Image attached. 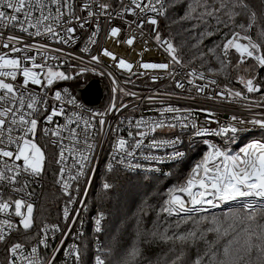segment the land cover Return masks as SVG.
I'll return each mask as SVG.
<instances>
[{
	"label": "built area",
	"instance_id": "1",
	"mask_svg": "<svg viewBox=\"0 0 264 264\" xmlns=\"http://www.w3.org/2000/svg\"><path fill=\"white\" fill-rule=\"evenodd\" d=\"M148 2L149 0H141V3ZM151 2L160 8L155 0H151ZM72 3L74 14L84 17L87 23L84 28H80L79 23L72 25L76 28V32L74 39L68 44L57 43L55 39L47 36L33 37L15 27L0 28V33L3 34L0 36V42H6L7 36L12 35L21 37L25 44L37 45V49L31 52L12 55L21 57L36 55L37 62H46L55 71L63 72L69 77L68 79L55 80L51 86H47L45 81L43 89L38 85L30 84L28 86V93H33L38 99L47 101L48 111H44V106L41 105L37 116L39 123L36 142L44 153L49 152L50 147L53 149L56 171L53 184L61 194L62 201L58 205L59 214L57 217H50V219L59 220L44 221L37 228L36 235L30 237L31 231L28 230L35 223L36 204L41 196V189L47 184L43 171L39 176L22 173L15 185L0 182V202H14L21 199L33 205V224L27 231L20 225L21 217L15 215L14 204L8 212L0 213V221L7 219L13 225L9 229L0 223V228H4L6 233V242H0V264H8L11 257L7 249L14 243H21L24 246L22 255L29 259H31V248L36 247L43 264H47L54 255L53 264H77L75 257L69 254L72 245L78 247L81 257L79 264H83V254H85L89 243L92 252L91 264H95V256L99 255L98 251L100 250V239L95 230L96 220H101V227L103 215L98 210L90 211L87 199L91 188L98 181L100 172L122 171L131 175L168 176L171 173L172 164L183 161L190 150L194 152L197 150L183 183L174 188L177 189L185 185L192 168L201 163L203 157L210 151V145L228 152L229 155H236L240 153L241 148L253 141L264 143L263 138L253 136L260 133L264 137V129L251 123L254 119H264V89L261 88L260 92L248 93L244 83L241 82V79L245 82L247 79H253L254 84L261 87L254 78L238 75L233 78L231 84L222 85L217 77L191 64L174 63L167 51V44L156 40L158 33L162 41L170 42L169 38L162 35L159 29V20L163 15H158L150 10L141 13L139 9H134L135 14H121L124 7L134 8L131 0H72ZM99 3L111 5L107 9V12L111 14L110 17L107 14L88 17L87 11H81L82 5L89 4L91 11L99 13L100 10L97 7ZM163 11L166 12V0H163ZM36 14L38 15V13ZM150 17L157 20L156 25L148 23ZM68 18V16L64 17L65 20ZM112 27L121 30L118 37L113 38L108 35ZM29 31L34 30L30 29ZM60 31L61 35H64L63 29ZM94 31L97 32V35L94 38L96 42L93 44L90 43L89 38ZM130 37L134 38L131 46L125 43ZM241 42L247 43V41ZM41 44L47 46L48 59L46 61L40 55V52L44 51L39 49ZM16 46L22 47V45ZM56 49L61 51H55ZM84 49L86 50L82 51ZM104 49L114 53L117 60L113 61L110 57L103 56ZM8 51V49L0 47V53ZM93 56L99 58V63L92 60ZM121 58L133 65L131 72L117 67L118 60ZM26 63L30 66V62ZM140 63H167L169 68L167 70H145L139 67ZM259 67L261 66L259 65ZM193 70L196 75L189 76V72ZM200 73H203L204 79L198 78ZM95 79L99 80L101 99L96 105H87L80 98L78 90ZM21 80L22 77L18 76L17 81L8 80V82L19 87ZM189 80H192L193 84H189ZM177 81L184 87L177 88ZM210 81H215V83ZM194 85L206 87L203 92H197ZM226 89L231 93L239 91L243 95L236 97ZM57 91L61 93V100L54 99V94ZM69 101H75V103H69ZM113 103L116 105V110L109 111L110 105ZM53 107L63 108L65 114L55 117L54 124H45L44 116L50 113ZM168 107L180 111L165 112L164 109ZM93 113H104L102 118L105 120V124L103 126L99 124L101 116H93ZM208 113L212 115L209 116ZM73 114L83 116L85 120H89L94 125L92 129L88 130L87 136H85L83 121L69 125L70 128L77 129L78 142L69 139L67 129L62 132L60 137L44 135L45 127L52 129L55 124L64 125L67 123L68 117L75 119ZM186 116L188 120L184 119ZM233 117L237 119L233 120ZM139 120L149 122L164 120L165 127L158 128L155 132L150 131L145 125L137 128L135 125ZM193 121L197 127L206 128L208 132L202 136L195 135L196 129L191 127ZM169 123L175 127H168ZM185 124L188 126L185 127ZM232 126L239 129L237 133L216 134L222 127ZM137 132H145L146 135L139 136L136 134ZM120 139L127 141L124 151L118 150L117 145ZM137 141H141L138 148L135 147ZM153 141L157 142L156 146H153ZM161 141H169V143H159ZM89 143L93 145L91 149L87 147ZM61 145L71 151H66L64 162L58 164L56 161ZM11 148L14 151L15 145H12ZM128 151H132L133 155L127 156ZM178 152L183 155L177 156ZM81 156L88 157L82 161L84 164L83 175L72 179L71 177L76 176L80 170L77 160ZM217 162H221V160L218 159ZM17 163L22 164V161ZM109 166H111L110 169ZM61 167L64 168L63 176L60 171ZM65 182L68 184L67 194L63 187ZM178 194L185 201L188 200V197L183 193ZM251 200L253 199L250 198L246 203L256 205L248 203ZM226 203L220 202L216 207L207 204L197 205L195 210H192L193 206L189 203L187 211L177 210L166 213L171 216L194 214L200 211L220 209ZM65 208L69 212L68 218L64 216ZM22 211L26 213V207ZM57 228L59 231L56 230ZM41 239H46V247L40 244ZM56 249L60 250L55 251ZM18 264H27V261L21 259L18 260Z\"/></svg>",
	"mask_w": 264,
	"mask_h": 264
},
{
	"label": "snow or ice",
	"instance_id": "2",
	"mask_svg": "<svg viewBox=\"0 0 264 264\" xmlns=\"http://www.w3.org/2000/svg\"><path fill=\"white\" fill-rule=\"evenodd\" d=\"M155 3L160 5L157 8L151 0L148 3H141V0H131V4L134 8L124 7L122 13L135 14L134 9H139L141 13L146 11H152L158 15H164L163 11V0H155ZM199 4V0H197ZM202 7H207V0H205ZM99 8V13H94L91 11V5L84 4L81 6V11H87V16L92 17L93 15H109L107 9L111 7L110 4L99 3L97 5ZM221 8L228 7L225 0H221ZM240 8L242 11L248 13L249 23L248 25H240L246 31L250 29L256 21L257 13L252 8L249 0H232V9ZM216 12L220 11V8L215 9ZM38 13V15L36 14ZM208 16H212V11H207ZM233 15H239V13L233 12L229 16L231 19ZM65 16L69 18L64 19ZM79 23L80 28H84L87 20L82 16H76L74 14V6L72 0H0V28H18L19 31L28 33L33 37L47 36L49 38L55 39L57 43L68 44L74 39V34L76 28L72 25ZM148 23L152 25L157 24L155 18H149ZM141 26V25H138ZM30 29L34 31H29ZM60 29H63L64 35H61ZM120 29L117 27H112L109 32L110 37H118L120 34ZM3 34L0 33V36ZM97 32H93L92 36L89 38L90 43H95V37ZM264 35V32H262ZM156 40L161 43L167 44V51L171 56L174 63L180 64L181 60L175 54L176 49L171 42H164L161 40L160 35L157 33ZM241 41H247V43H242ZM134 42V38H128L125 43L131 46ZM16 45H22V47H17ZM0 47L8 49V52L0 53V182H7L9 184L15 185L18 177L22 173H27L32 176H39L44 168L45 153L41 147L36 142V134L38 131V114L40 112V106H44V111L47 110V101L38 99L33 93H28V86L38 85L42 89L45 87V81L47 86H51L55 80L68 79L69 77L63 72L55 71L46 62H37L36 55H23L14 56L12 54L16 53H28L37 49L35 44H25L21 37L7 36L6 42H0ZM39 49L44 51L40 52L41 57L46 61L48 59L47 46L39 45ZM230 49H235L239 54L240 60L239 64L245 63V56L248 58H254L261 67H264V55H255V52H260V45L252 41L250 36L241 35L240 33H233L231 37L227 38L223 45V53L227 56ZM86 49L82 50L85 51ZM255 50V51H254ZM55 51H61L56 49ZM102 55L105 57H110L113 61L117 60L114 53L104 49ZM55 59V57H52ZM93 61L99 63V58L97 56L92 57ZM30 62V66L28 63ZM117 67L128 70L131 72L133 65L124 59H119ZM139 67L148 69H163L167 70L169 64L167 63H140ZM46 69V72H45ZM39 70V71H37ZM189 76L196 75L195 71H191ZM19 77H22L20 86L17 87L14 83L8 82L11 80L13 82L17 81ZM199 79H204L203 73L198 76ZM155 79V77H153ZM215 83V81H210ZM244 83L245 88L248 93L260 92L261 87L254 84L253 79H247L246 82L241 79ZM189 84H193L192 80L188 81ZM177 88H183L184 85L177 81ZM197 92H203L206 86H195ZM116 91V89H114ZM234 94L236 97H242V93L237 91ZM223 96L222 93H220ZM246 98V97H245ZM55 100H61V93L59 91L54 94ZM69 103H75V101H69ZM116 110V105L113 103L110 105L109 111ZM165 112H178L179 109H173L168 107L164 109ZM63 108L53 107L46 116H44L45 124H54V118L57 116L64 115ZM75 119L72 117L67 118V123L64 125L55 124V127L49 129L45 127L43 133L45 136L51 135L53 137H60L65 129L69 132V139L73 142H78L79 133L74 127H69V125L74 123H79L83 121L85 125V136H87L88 130L92 129L94 125L89 121L85 120L83 116L73 114ZM100 115L101 119L99 124L103 126L105 120L102 118L104 113H93V116ZM211 116V113H208ZM188 120V117H184ZM236 120V117L232 118ZM243 123V121H241ZM251 123L259 125L261 129H264V119H254ZM141 125H145L150 129V131L155 132L158 128L165 127V121H144L139 120L136 122V127L140 128ZM168 127H175V125L169 123ZM185 127L188 125L185 124ZM191 127L196 129L195 135L202 136L208 132L206 128L197 127V124L193 121L191 122ZM237 127H222L218 135H223L226 133H237ZM139 136H145V132H137ZM132 135V133H129ZM58 143V141H57ZM127 141L120 139L118 141V150L124 151ZM141 141H137L135 147H140ZM159 143H169V141H161ZM157 142L153 141V146H156ZM15 145V150L13 151L11 146ZM87 147L91 149L92 144H87ZM210 151L203 157V161L195 165L189 178L186 180L184 186L174 189L170 192L169 199L165 202L166 207L163 208L164 212L172 213L174 211L184 212L189 210L187 205L190 203L195 210V206L207 204L211 207H216L219 202H228L235 200L237 198H256L264 200V143L260 141H253L246 147L240 149V153L236 155H229L228 152L222 151L220 148L210 145ZM71 151V149H66L63 145L60 146L59 157L57 159L58 164H62L65 160V152ZM127 156H132V151H128ZM177 156H182L183 153H176ZM88 157L81 156L77 163L79 164V172L76 176L71 177L72 179H77L80 175H83L84 164L83 160ZM221 160V162H217ZM22 161V164L17 162ZM111 166H109V169ZM61 175L63 176L64 168L60 169ZM202 173V174H201ZM65 192L67 194L68 184L65 182L63 185ZM105 189L110 187L109 184L105 183L103 185ZM20 191L22 189H15ZM178 193H183L188 197L185 201L181 195ZM14 204L15 215L21 217L20 225H22L24 230H28L33 224V205L27 203L24 200L17 199L14 202L3 201L0 202V213L8 212V210ZM26 207V213L22 211ZM245 208L251 209L252 205L247 204ZM65 218H68V209L64 210ZM250 220H255V214L249 215ZM7 228L11 229L13 227L12 223L5 219L0 221ZM101 220H96V232L101 231ZM59 231V229H56ZM43 231V230H42ZM210 231H215L219 236L223 237L228 234L227 229L221 231L218 226ZM190 236L195 237V233H190ZM255 237V239H253ZM167 239H172L168 237ZM175 239L186 241L188 236H176ZM258 241V242H257ZM0 242H6V233L4 228H0ZM63 243V241H62ZM40 244L47 246L46 239H41ZM24 246L21 243H14L8 249L10 254V259L8 264H18V260H26L27 264H43L38 256V249L36 247L31 248L30 256L31 259L22 255ZM56 249L55 251H59ZM242 251V255L239 254ZM256 253V264H264V226L260 227L259 234L254 232H249L248 238L243 245L236 250L237 254L231 253L228 246L223 249L224 259H217L216 253L214 252L211 257L212 264H241V261L245 257H251L253 253ZM70 255L74 256L77 264L81 259L79 249L76 245L71 246L69 252ZM138 253L136 250L133 251L132 255L135 256ZM183 254L177 257V260H181ZM55 255L47 264H53ZM204 257H199L194 261V264H203ZM95 264H105V260L100 256H95ZM176 264V261H173ZM251 264V262H249Z\"/></svg>",
	"mask_w": 264,
	"mask_h": 264
},
{
	"label": "trees",
	"instance_id": "3",
	"mask_svg": "<svg viewBox=\"0 0 264 264\" xmlns=\"http://www.w3.org/2000/svg\"><path fill=\"white\" fill-rule=\"evenodd\" d=\"M204 2L166 0V12L159 20L161 34L169 38L181 62L214 75L220 83L231 84L233 78L242 75L254 78L264 89V67L257 66L253 58L246 56L245 63L237 66L240 56L235 50H229L227 56L223 53L226 39L233 33H240L259 44L261 51L255 53L264 55V0H249L257 16L255 24L247 31L240 25H248V13L240 8L232 9V0H225L228 7L224 8L220 7L221 0H207L206 8L200 6ZM217 8L220 11L216 12ZM207 11H212L213 15L208 16ZM233 12L239 15L230 19ZM253 136L264 140L260 133ZM49 149L45 152L43 168L47 184L41 189L36 204L35 223L28 230L30 237L36 235L44 221L59 220L50 219L59 214L62 197L53 184L56 175L54 153L52 147ZM195 152L190 150L183 161L172 164L168 176L131 175L122 171L98 173V181L91 188L87 202L90 211L98 210L103 215L98 252L105 264H173V261L194 264L199 257H204L203 264H212L214 252L217 259H224L223 249L228 246L231 253L237 254L236 250L245 243L250 231L259 234L260 227L264 226L263 208L238 207L178 216L163 211L170 190L181 185L187 176ZM105 183L110 185L108 189L103 187ZM250 214H255L254 221L249 219ZM218 226L222 232L227 229L228 234L221 237L210 231ZM190 233H195V237ZM176 236H188V239L181 241L175 239ZM134 250L138 253L135 256L132 255ZM181 254L182 259L177 260ZM239 254L242 255V251ZM256 255L254 252L251 257H245L241 264H256ZM91 261L88 243L83 264H91Z\"/></svg>",
	"mask_w": 264,
	"mask_h": 264
},
{
	"label": "water",
	"instance_id": "4",
	"mask_svg": "<svg viewBox=\"0 0 264 264\" xmlns=\"http://www.w3.org/2000/svg\"><path fill=\"white\" fill-rule=\"evenodd\" d=\"M78 94L89 104H95L98 101L99 96H101L98 81L92 80L84 89L78 90ZM248 199H250V198H238L237 200H239V201H241V203H243V201H247ZM252 199L254 201L255 200L258 201L259 202V203H257L258 205H260V206L264 205L263 204L264 200L256 199V198H252ZM227 206L228 205L223 206L222 209L227 207ZM230 206H232V205H230Z\"/></svg>",
	"mask_w": 264,
	"mask_h": 264
},
{
	"label": "rangeland",
	"instance_id": "5",
	"mask_svg": "<svg viewBox=\"0 0 264 264\" xmlns=\"http://www.w3.org/2000/svg\"><path fill=\"white\" fill-rule=\"evenodd\" d=\"M230 50H235V49H230ZM257 53H255V55H256ZM254 59V58H253ZM255 61V60H254ZM255 63L257 64V62L255 61ZM257 66H259V64H257ZM93 81H98V83H99V80H97V79H95V80H93ZM222 85H225V84H223V83H221ZM174 188H172L171 190H170V192L173 190ZM170 194V193H169ZM168 199H169V197H168ZM238 199V198H237ZM256 205H254V204H251V205H253L252 206V208L251 209H256V208H263L264 209V205L263 206H260V205H258L257 203H255ZM232 206H230V205H228L227 207H225V208H223L222 209V207L220 208V209H217V210H208V211H200V212H197V214H203V213H206V214H208V213H214V212H220V211H227V210H230V209H234V208H238V207H242V208H244V209H246V210H249V209H247V208H245V205H247V203H233V204H231ZM187 215H189V214H187Z\"/></svg>",
	"mask_w": 264,
	"mask_h": 264
},
{
	"label": "bare ground",
	"instance_id": "6",
	"mask_svg": "<svg viewBox=\"0 0 264 264\" xmlns=\"http://www.w3.org/2000/svg\"><path fill=\"white\" fill-rule=\"evenodd\" d=\"M91 81H89L86 85H85V87L90 83ZM84 87V88H85ZM84 88H82V89H84ZM101 94V93H100ZM80 98L82 99V101L85 103V104H87V105H96L99 101H100V99H101V96H99V99H98V101L95 103V104H89L88 102H86L81 96H80ZM238 201L239 200H237V199H235V200H232V201H228L226 204H224L223 206H225V205H231V204H233V203H238ZM239 202H241V201H239ZM220 203V202H219ZM218 203V204H219ZM248 203H259L258 201H254V200H251V201H249ZM263 204H264V202H263Z\"/></svg>",
	"mask_w": 264,
	"mask_h": 264
},
{
	"label": "flooded vegetation",
	"instance_id": "7",
	"mask_svg": "<svg viewBox=\"0 0 264 264\" xmlns=\"http://www.w3.org/2000/svg\"><path fill=\"white\" fill-rule=\"evenodd\" d=\"M248 200H250V199H248ZM248 200H247V201H248ZM243 202L246 203V201H243Z\"/></svg>",
	"mask_w": 264,
	"mask_h": 264
}]
</instances>
